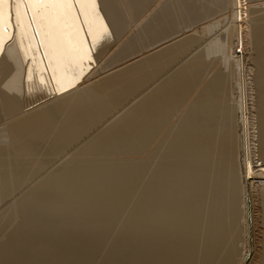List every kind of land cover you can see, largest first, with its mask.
Returning a JSON list of instances; mask_svg holds the SVG:
<instances>
[{"label": "bare ground", "instance_id": "bare-ground-1", "mask_svg": "<svg viewBox=\"0 0 264 264\" xmlns=\"http://www.w3.org/2000/svg\"><path fill=\"white\" fill-rule=\"evenodd\" d=\"M249 1L20 5L19 26L0 5V264H250L257 237L264 264V0Z\"/></svg>", "mask_w": 264, "mask_h": 264}, {"label": "rangeland", "instance_id": "rangeland-1", "mask_svg": "<svg viewBox=\"0 0 264 264\" xmlns=\"http://www.w3.org/2000/svg\"><path fill=\"white\" fill-rule=\"evenodd\" d=\"M254 2H256V1H254ZM245 3L246 4H250V1L249 0H245ZM135 24V23H134ZM133 27V28H132ZM131 28H129L125 33H124V35L121 37V39L123 38V39H126L128 36H131V34H134V31H136L137 30V28H138V26H132ZM135 28H136V30H135ZM134 29V30H133ZM218 33H220V32H218ZM116 45H114L113 47H111V48H109V50H108V53L106 54V56L100 61V62H96V66L92 69V71H96V70H100L102 67H104L105 66V64H108V62H109V58H110V56H111V54H113V52H114V50L116 49ZM247 49V48H246ZM251 48H248L246 51H247V56L248 55H250V54H253L252 53V50H251V52L249 51ZM238 51H240L241 52V48H239L238 49ZM254 55V54H253ZM217 56V55H216ZM219 58V59H218ZM219 60L220 61V55H218L216 58H215V60ZM220 64H221V62H220ZM216 69H219L218 67H216ZM232 82L234 83V85L236 84L235 83V80H232ZM233 93H237V90H234L233 91ZM236 98V94H233V101L235 102V99ZM248 97H245V99H247ZM233 102V103H234ZM248 102L250 103V105H251V100H248ZM252 113V112H251ZM7 120H8V118H6ZM7 120H5V119H1L0 118V133H2L5 129H6V126H7ZM252 128V127H251ZM251 128H250V130H251ZM3 140V138L0 136V145L1 146H3V145H5L6 144V142H4V141H2ZM257 169H258V167H256ZM254 202H255V204L256 205H258V198H257V196L255 197V200H254ZM249 240H250V236H249ZM255 242L257 243V248H255L254 250H253V259L251 260L252 262L250 263V264H258L259 263V260H261V256H262V249H261V241H260V239H259V237H257L256 239H255ZM246 243H241V249L243 248V249H246L245 247H246V245H245ZM251 244V243H250ZM244 245H245V247H244ZM242 249V250H243ZM252 249V248H251ZM244 251V250H243ZM246 251V250H245ZM244 251V252H245ZM256 251V252H255Z\"/></svg>", "mask_w": 264, "mask_h": 264}, {"label": "snow or ice", "instance_id": "snow-or-ice-1", "mask_svg": "<svg viewBox=\"0 0 264 264\" xmlns=\"http://www.w3.org/2000/svg\"><path fill=\"white\" fill-rule=\"evenodd\" d=\"M9 3V0H0V5H4ZM14 3L17 5V11H16V20L15 23L17 26L20 24V5H61L66 6L63 9V13L65 16H67L72 9V6L75 4H92L96 5V0H14ZM82 11V10H81ZM31 19L35 21L37 19V16L35 13H33ZM5 25H4V12L2 8H0V50L3 49V32L5 31Z\"/></svg>", "mask_w": 264, "mask_h": 264}]
</instances>
